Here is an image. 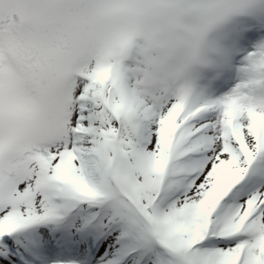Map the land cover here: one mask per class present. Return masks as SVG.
<instances>
[{
    "label": "snow or ice",
    "instance_id": "snow-or-ice-1",
    "mask_svg": "<svg viewBox=\"0 0 264 264\" xmlns=\"http://www.w3.org/2000/svg\"><path fill=\"white\" fill-rule=\"evenodd\" d=\"M0 264H264V0H0Z\"/></svg>",
    "mask_w": 264,
    "mask_h": 264
}]
</instances>
